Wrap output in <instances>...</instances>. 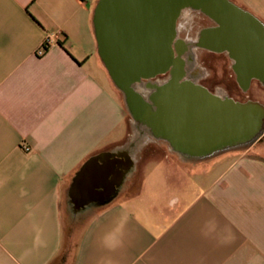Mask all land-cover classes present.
Listing matches in <instances>:
<instances>
[{"label":"crops","instance_id":"1","mask_svg":"<svg viewBox=\"0 0 264 264\" xmlns=\"http://www.w3.org/2000/svg\"><path fill=\"white\" fill-rule=\"evenodd\" d=\"M99 1L0 0V264H264V134L214 174L140 167L150 137L100 57ZM237 1L264 24V0Z\"/></svg>","mask_w":264,"mask_h":264},{"label":"water","instance_id":"2","mask_svg":"<svg viewBox=\"0 0 264 264\" xmlns=\"http://www.w3.org/2000/svg\"><path fill=\"white\" fill-rule=\"evenodd\" d=\"M133 4L143 7L145 13L155 7L160 11L165 8L169 15L165 29L148 19L136 21ZM195 4L210 9L229 6L227 0H100L94 23L100 57L137 126L150 138L166 143L173 153L203 160L226 149H245L257 143L264 134V106L222 101L194 85L152 81L173 62L176 11ZM95 161L87 162L77 178ZM118 166L106 175L110 191L103 199H91L86 205L111 200L131 168Z\"/></svg>","mask_w":264,"mask_h":264},{"label":"flooded vegetation","instance_id":"3","mask_svg":"<svg viewBox=\"0 0 264 264\" xmlns=\"http://www.w3.org/2000/svg\"><path fill=\"white\" fill-rule=\"evenodd\" d=\"M227 1V7L210 9L203 4H195L176 11L173 62L169 69L156 76L153 82L162 84L176 81L203 88L222 101L239 104L260 103L251 100L249 93L255 86L264 90V24L249 16L240 1ZM133 8L132 17L136 21L148 19L153 24L161 23L165 29V22L169 18L165 8L160 11L155 7L154 11L151 10L153 13L146 12L147 14L143 7L133 4ZM186 19L188 21L184 26L180 20ZM203 57L219 63L222 79L218 85H234L240 91V96H234L232 91L227 89L216 92L214 87H219L216 84L210 88L208 83H212L213 71L204 67V72L197 65ZM240 149L242 148L226 149L201 161L216 160Z\"/></svg>","mask_w":264,"mask_h":264},{"label":"rangeland","instance_id":"4","mask_svg":"<svg viewBox=\"0 0 264 264\" xmlns=\"http://www.w3.org/2000/svg\"><path fill=\"white\" fill-rule=\"evenodd\" d=\"M188 20H180V23H182L184 26L186 25V22ZM198 67H200L201 70H203L205 72V68L206 67L208 70H212L213 72L211 73L212 76L214 77L212 80V83H208L210 88L211 86H215L219 84V82L222 79V71L220 70V66L219 63L214 61L211 58L208 57H203L201 58V60L198 62ZM229 74H231V72H228ZM219 86V85H218ZM215 91H225L230 90V92L234 95V96H240V91L233 85H228V86H219V87H214ZM120 93V92H119ZM121 97L123 98L124 96L120 93ZM242 95V94H241ZM250 98L253 101H258L260 102L263 106H264V90L258 88V87H252L250 90ZM127 122L130 124V122H132V119L130 117L129 114H127ZM149 145L146 146L147 148L144 150V152L141 153L140 155V160H139V165L140 167L144 166L145 164H147V162H151V161H157L160 159H164L166 161H168L170 163L171 168L173 169V171L177 172V171H182L185 175H187L188 177V172L192 171L193 167L192 165L187 164L186 166H183L182 163H180V158L176 153H173L170 148L166 145V143L161 142V141H156L152 138H149ZM144 145L143 141L140 140L138 141V146L142 147ZM243 152L242 149H240L239 151L233 152V153H229L223 156H220L217 160L218 162H220L217 168L213 169V174L216 172L221 171L222 169H224L225 167H227L228 165L232 164L233 162L239 160L242 156ZM168 157V158H165ZM216 161V160H213ZM190 179V178H187Z\"/></svg>","mask_w":264,"mask_h":264},{"label":"built area","instance_id":"5","mask_svg":"<svg viewBox=\"0 0 264 264\" xmlns=\"http://www.w3.org/2000/svg\"><path fill=\"white\" fill-rule=\"evenodd\" d=\"M49 43H50V39H47L45 45L43 46V48L38 53L39 56H42L45 54ZM25 151H29L28 147H25Z\"/></svg>","mask_w":264,"mask_h":264},{"label":"bare ground","instance_id":"6","mask_svg":"<svg viewBox=\"0 0 264 264\" xmlns=\"http://www.w3.org/2000/svg\"><path fill=\"white\" fill-rule=\"evenodd\" d=\"M144 138H147V137H144ZM147 140L149 141V138H147L146 141H147ZM139 141H140V140H139Z\"/></svg>","mask_w":264,"mask_h":264}]
</instances>
